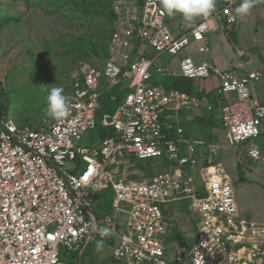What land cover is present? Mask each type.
<instances>
[{"label":"built area","instance_id":"2783aa9c","mask_svg":"<svg viewBox=\"0 0 264 264\" xmlns=\"http://www.w3.org/2000/svg\"><path fill=\"white\" fill-rule=\"evenodd\" d=\"M238 2L217 0L211 16L200 17L189 29L180 26L176 34L160 0L116 1L109 55L78 63L66 94L68 116L35 128L1 119L0 264H73L66 256L82 255L91 240L102 239L104 228L111 234L103 239L114 241L113 257L121 264H264V219L241 215L235 183L218 160V145L187 136L171 120V113L205 106L219 109L231 146L258 138L263 134L264 102L255 86L264 81V69L240 74L236 68L198 62L190 54L179 59L178 68L155 66L162 54L179 55L193 41L200 42L199 52H209L211 23L231 31L239 17ZM140 42L153 54L138 51ZM155 73L190 79L216 76L218 92L228 99L215 109L207 95L153 82ZM114 89L123 98L113 111L98 116L106 94L118 99ZM99 124L114 133L84 144L86 133L97 132ZM253 150L255 158L249 154ZM241 151L264 161V146L252 144ZM131 156L160 158L168 167L134 179ZM109 190L111 209L98 215L97 198ZM181 201H188L197 215L191 244L168 239L167 205Z\"/></svg>","mask_w":264,"mask_h":264},{"label":"rangeland","instance_id":"374dc122","mask_svg":"<svg viewBox=\"0 0 264 264\" xmlns=\"http://www.w3.org/2000/svg\"><path fill=\"white\" fill-rule=\"evenodd\" d=\"M116 1L119 0H102L105 5L102 7L99 0H0V17L12 18L0 26V126L4 117L32 128L52 120L45 116L48 92L53 87H61L65 95L69 92L72 73L84 60L79 57L78 46L87 48L97 44L92 50L88 48L89 55H92L89 60L100 59L102 48L109 41L114 27L110 8ZM230 37L235 49L246 54L245 59H249L251 54L264 57V0H254L250 13L238 17ZM170 57L168 53L161 55L155 66L165 64ZM209 78L213 81L208 80L207 87L215 88L219 79L216 76ZM154 79L160 82L164 75L155 73ZM206 79L195 81L204 82ZM185 80L181 78L179 81ZM214 95L219 96L218 104L228 99L218 90ZM212 112V120L208 113L203 124L190 132L218 145V160L235 183L241 215L246 219H264V163L249 159L241 151L252 144L262 149L264 132L242 146H231L218 117L219 109ZM185 125L189 127V124ZM97 140V132L89 131L83 143L90 145ZM148 160L142 163L130 160L133 164L129 170L134 179L150 177L148 172L156 173L168 167V162L162 163L164 161L160 158ZM98 201L94 206L96 211H106L108 206ZM188 204V201L169 203L166 215L174 241L190 244L197 230V215L190 211ZM183 205L185 207L181 209ZM91 244L86 247L84 255L76 258L66 256V259L73 264H121L113 257L112 243L104 242L101 250ZM100 253L108 256L101 258Z\"/></svg>","mask_w":264,"mask_h":264},{"label":"crops","instance_id":"0c3cea01","mask_svg":"<svg viewBox=\"0 0 264 264\" xmlns=\"http://www.w3.org/2000/svg\"><path fill=\"white\" fill-rule=\"evenodd\" d=\"M198 19L199 18H197L192 23H188L183 19L181 15H176L171 18L167 16V22L169 21L168 23L169 26L172 28V30L176 34L180 33V26H184L186 29H189L194 25V23L198 21ZM211 25H212V28L207 33L208 44L210 45L209 52L207 53L199 52L198 46L200 45V42L193 41L179 55H171L168 53L169 55H171V57L167 59V62L165 64H161V65L169 64L173 66L174 68H176V66L179 63V59L185 54H190L198 62L205 60V61L212 62L223 69L236 68L240 74H245L248 70H252V69L253 70H263L264 69V57L262 54L261 55L251 54V57H249V59H245L244 57L246 56V54L243 53L242 50L240 49L239 50L235 49V45L230 37V31L222 30L220 28V25L216 21H213ZM136 46H137L136 48L138 49V51H142L147 55L153 54V52L150 53L151 48L143 42L138 43ZM84 60H87V59H84ZM154 77H155V74L153 76L152 81L158 82L154 79ZM167 78H168L167 76H164V79L161 82L165 84V81ZM210 79L211 78H208L204 82H202L201 80L197 82L195 81L196 79H194L195 91L203 92V96H206V95L208 96V93L214 94L215 91L218 90L219 83L215 88H208L207 83L209 82L208 80ZM211 81L213 80L211 79ZM174 89H178V88H174ZM178 90L183 91L181 89H178ZM255 92L259 100L264 102V81H260L259 83L256 84ZM191 95H196V94H191ZM199 97H202V96H199ZM211 112L212 111L208 110L205 106H201V107H197L191 110H181L178 113H171V120L174 123L178 124L179 126H182L187 136H200V135H195L191 133L190 130L192 131L197 130V128L201 126V124H203L204 117L208 115V113L210 114ZM185 124H189V127H186ZM262 126H264V123ZM262 163H264V161ZM100 240L101 239L97 237L94 238L93 240L89 242L87 247H89V245L92 243L94 245L93 247L96 248V245L98 242H100ZM104 242L114 244V241L112 239H103V243ZM84 253L85 251L83 252L82 255H84ZM107 256L108 254H101V258H106ZM76 257L77 256H75V258Z\"/></svg>","mask_w":264,"mask_h":264},{"label":"clouds","instance_id":"9594fccd","mask_svg":"<svg viewBox=\"0 0 264 264\" xmlns=\"http://www.w3.org/2000/svg\"><path fill=\"white\" fill-rule=\"evenodd\" d=\"M164 13L171 17L181 15L183 19L192 23L197 18L211 16L217 5V0H160ZM254 6V0H239L235 8V12L238 16H245L250 13V10ZM69 114V101L64 94L61 87H53L46 97L45 116L55 121L65 119ZM212 150H215V146H210ZM254 158L258 156L257 151L253 150L249 153ZM229 189L225 187L224 193L227 195ZM94 227V226H93ZM114 231V228L111 230ZM101 240L97 243V250L103 247V237L109 236L110 230L104 228L100 231Z\"/></svg>","mask_w":264,"mask_h":264},{"label":"trees","instance_id":"16d2710c","mask_svg":"<svg viewBox=\"0 0 264 264\" xmlns=\"http://www.w3.org/2000/svg\"><path fill=\"white\" fill-rule=\"evenodd\" d=\"M139 2V4L140 3H142V0H139L138 1ZM28 3H29V1H28ZM99 3H100V5L102 6V7H105V5L103 4V2H102V0H99ZM110 12H111V14H112V22H113V24H114V18H115V13H114V10L112 9V7L110 8ZM11 17L10 16H2V17H0V26H2V25H4L5 23H8L9 21H11ZM110 38V37H109ZM108 44H109V41L103 46V48H102V54L101 55H99L100 57V59H103V58H106L108 55H109V50H108ZM94 45V46H93ZM96 46H98L97 44H92V45H88L87 46V48H85V46L84 45H82V46H78L77 47V49H78V51H79V57H81V58H84V59H87V60H89L90 59V56H92V55H89V53H88V48H89V50H92V49H94ZM89 55V56H88ZM181 78H185V77H182V76H176V77H168L167 79H166V81H165V85H166V87L168 88V89H171V88H178V89H181V90H183V91H186V92H188V93H190V94H196V95H198V96H203V92H196L195 91V88H194V79H190V78H185L186 80H185V82H180L179 80L181 79ZM111 92H113V93H119L118 92V90L117 89H114V90H111ZM119 96H118V99L116 100V101H113L110 97H109V94H106L105 95V97H104V99H103V107L101 108V110L99 111V114H98V116H101V114L104 112V111H113L114 109H115V107H116V105L118 104V102L123 98V94L122 93H120V94H118ZM208 96H209V100L211 101V102H213L214 103V105H215V109L216 108H218L219 107V104H218V99H219V96H216V95H214V94H211V93H208ZM213 116H214V114H213V112H211L210 113V116H209V118H210V120H212L213 119ZM19 126H24V125H21V124H19ZM97 135L98 136H100V137H104V136H106V135H110V134H113L114 133V131H113V129L112 128H108V127H103V126H101L100 124H99V126H98V128H97ZM131 159L132 160H135V161H137V162H139V163H142V162H144L142 159H138V158H136V157H134V156H131ZM147 160V159H146ZM149 160H152V159H149ZM148 160V161H149ZM149 162H151V161H149ZM166 161H164V162H162V163H165ZM148 174L149 175H153L154 174V172H148ZM106 194H107V196H106ZM103 195H105V196H103ZM111 196V197H110ZM112 198H113V195H112V193H106V192H104V193H101L99 196H98V198H97V200H99L98 202H100L101 203V205H103V204H105L106 206H108V209L106 210V211H99L98 212V215H103V214H105V213H107V212H109L110 211V209H111V201H112ZM102 207V206H101ZM185 206L183 205V207H182V209L184 208ZM168 239H170V240H175V236H174V234L173 233H171L170 235H169V238ZM192 243V241L190 242V244Z\"/></svg>","mask_w":264,"mask_h":264}]
</instances>
